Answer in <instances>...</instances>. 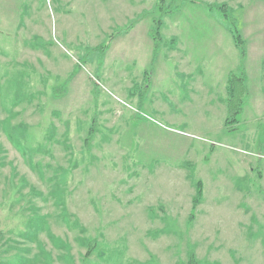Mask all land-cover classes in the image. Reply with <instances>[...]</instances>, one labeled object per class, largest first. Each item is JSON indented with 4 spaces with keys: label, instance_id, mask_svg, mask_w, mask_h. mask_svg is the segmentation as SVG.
I'll return each instance as SVG.
<instances>
[{
    "label": "rangeland",
    "instance_id": "rangeland-1",
    "mask_svg": "<svg viewBox=\"0 0 264 264\" xmlns=\"http://www.w3.org/2000/svg\"><path fill=\"white\" fill-rule=\"evenodd\" d=\"M192 256L264 264V0H0V264Z\"/></svg>",
    "mask_w": 264,
    "mask_h": 264
},
{
    "label": "trees",
    "instance_id": "trees-1",
    "mask_svg": "<svg viewBox=\"0 0 264 264\" xmlns=\"http://www.w3.org/2000/svg\"><path fill=\"white\" fill-rule=\"evenodd\" d=\"M219 10L222 11L224 16L230 15L227 12H223V10L221 8H219ZM231 18L234 19L233 17H231ZM161 25H162V21H157L155 23V26L151 30V34L153 37L155 35L159 34L158 32H160L159 29H161ZM230 30H231V34L235 40V44L241 52L242 59H245L247 56V51L244 47L245 42L243 40V37L241 36L242 35L241 31L237 28L236 24H234V23H233V25H231ZM155 40L157 41L158 39L155 38ZM203 196H204L203 183L201 181H198V183H197V194H196L194 201H193V211L196 210L199 205H201V203L203 201ZM189 264H198V262L195 260L194 256L191 257Z\"/></svg>",
    "mask_w": 264,
    "mask_h": 264
}]
</instances>
